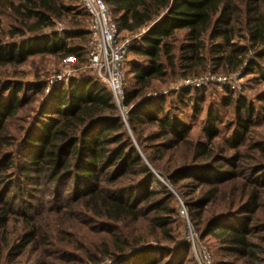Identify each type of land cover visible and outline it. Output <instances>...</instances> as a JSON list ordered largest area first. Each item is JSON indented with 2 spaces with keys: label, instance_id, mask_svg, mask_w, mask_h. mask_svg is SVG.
<instances>
[{
  "label": "trees",
  "instance_id": "obj_1",
  "mask_svg": "<svg viewBox=\"0 0 264 264\" xmlns=\"http://www.w3.org/2000/svg\"><path fill=\"white\" fill-rule=\"evenodd\" d=\"M67 1L12 2V8L23 27H15L11 36L24 37L27 31L33 35L6 44L0 39V66L24 63L37 53L69 56L85 52L84 45L90 38V28L79 32L68 30L64 36L57 32L38 34V31L54 25L55 19L62 13H71L79 2L90 21L81 0ZM105 1L110 5L120 31L139 33L130 43L129 52L145 59L132 60L129 72L135 83L125 87L123 101L127 107V121L137 143L146 152L138 128L144 123H156L160 127L155 139L169 133L172 135L165 145L182 140L188 126L178 121L176 112H181L180 108L166 111L165 97L148 95V89L153 87L154 80L167 74V67L175 66L172 41L178 31L186 32L187 41L181 49L183 61L190 67H196L202 61L201 51L205 48L207 35L212 39L220 38L218 46L221 49L216 51L224 52V46L231 44L240 19L236 1L241 0ZM245 1L248 13L246 29L252 40L264 43V15L260 14V0ZM78 36L80 40L76 42ZM87 48L86 44V54L89 52ZM232 52L223 59L227 60V64L235 63L238 67L243 62H238V55H244L246 48H234ZM21 91L19 83H7L0 78V226L7 224L15 211L17 199L22 196L20 198L24 200L28 190L31 193L48 190L62 199L65 196L63 191L71 189L79 192L76 195L78 201L90 209L95 217L120 221L143 217L145 213L139 206L143 201L151 203L158 195V188H162L165 195L154 201L153 207L160 215L156 224L160 227L167 225L168 216L159 213H172L174 196L141 154L106 83L92 74L72 77L67 84L53 86L49 90L47 104L41 109L42 117L37 118L19 139L8 131L7 123L26 102V97L19 95ZM241 104L247 117L241 118L239 125L247 133L254 108L243 101ZM195 149L206 153L202 143ZM146 155L153 163L151 156ZM205 171V168H182L170 176V182L175 186L182 177H193L202 180V183H209L212 178ZM228 174L233 177L235 172L227 171ZM130 175H138V180L131 185H117ZM131 188L132 191L127 192ZM135 189L142 191L143 199L134 194ZM215 195V191H209L199 200L186 202L192 220L198 221L200 239L213 236L220 241L222 250L244 259L243 264H255L261 249L252 239L255 226L250 224L254 215L241 214L230 218L218 213L199 221L203 217L202 209L215 199ZM168 233L166 235L172 240ZM124 248L127 247H121V250ZM132 249L135 252L126 258L122 257L129 253L125 250L122 254H116L114 259L121 257L128 264H185L186 257L191 255L189 259L199 264L190 240H182L172 248L140 244ZM211 258L214 264H230L223 260L216 262L213 256Z\"/></svg>",
  "mask_w": 264,
  "mask_h": 264
},
{
  "label": "rangeland",
  "instance_id": "obj_2",
  "mask_svg": "<svg viewBox=\"0 0 264 264\" xmlns=\"http://www.w3.org/2000/svg\"><path fill=\"white\" fill-rule=\"evenodd\" d=\"M12 2L18 4L20 0H0V39L5 44L33 35L27 31L24 37L11 36L15 27H23ZM236 3L240 19L231 44L224 46V52L216 51L221 49L218 46L221 39L207 35L205 48L201 51L202 61L196 67H190L184 63L181 49L187 41L186 32L178 31L172 41L175 66L167 67V74L154 80L153 87L148 89V95L165 97L166 111L180 108L181 112H176L178 121L188 126L182 140L165 145L172 135L169 133L155 139L160 127L156 123H144L138 127L144 152L128 124L127 107L120 110L130 135L151 170L174 196L172 213H159L168 216L167 225L160 227L156 224L160 215L153 207L154 201L165 195L162 188H158V195L151 203L143 201L139 206L145 213L143 217L120 221L95 217L78 201L76 195L79 192L71 189L63 191L65 196L62 199L48 190L43 193L28 190L29 195H25L24 200L20 198L22 196L17 199V212L13 211L7 224L0 226V264H128L121 257L114 259L115 255L126 250L129 253L122 256L126 258L135 252L132 248L140 244L172 248L182 240L194 241L197 248L206 246L216 262L243 264L244 259L222 250L218 239L208 236L201 240L199 237L198 221L192 220L186 202L199 200L209 191L216 192L215 199L202 209L203 217L199 221L218 213L230 218L241 214L254 215L250 224L255 226L252 239L261 249L255 264H264V43L252 40L246 29V1ZM259 7L260 14L264 15V0H260ZM88 21L85 8L79 2L71 13H62L54 25L38 31V34L57 32L64 36L68 30L89 29ZM126 35L132 42L139 33L126 32ZM79 40V36L75 38L76 42ZM86 44L88 47L85 43V52L81 55L37 53L24 63L0 66V78L7 83H19L22 86L19 95L26 97V102L7 123L9 132L20 139L26 129L42 117L41 109L47 104L53 86L67 84L72 77L92 75L87 69ZM238 47L246 48L245 54L238 55L237 59L243 62L238 67L235 63L227 64L223 58ZM134 58L145 60L129 52L125 87L135 83L129 72ZM189 78L201 79V86L185 84L184 80ZM241 101L254 108L247 133L239 125L241 118L247 117L245 109L240 107ZM199 143L205 145V154L195 149ZM182 168H205L212 179L209 183H202L200 179L182 177L174 186L170 176ZM227 171L235 172L234 176L227 175ZM137 180L138 175H130L117 185H131ZM131 191L132 188L127 192ZM134 194L144 197L140 189H135ZM167 231L172 240L166 235ZM121 247L127 248L121 250ZM189 258L191 255L186 257L185 264H194Z\"/></svg>",
  "mask_w": 264,
  "mask_h": 264
},
{
  "label": "built area",
  "instance_id": "obj_3",
  "mask_svg": "<svg viewBox=\"0 0 264 264\" xmlns=\"http://www.w3.org/2000/svg\"><path fill=\"white\" fill-rule=\"evenodd\" d=\"M90 16L88 65L90 72L106 83L120 110L125 98V66L129 54L130 37L119 30L110 5L105 0H81ZM185 84L201 86L202 80L189 78ZM199 264H214L205 246L197 248Z\"/></svg>",
  "mask_w": 264,
  "mask_h": 264
},
{
  "label": "water",
  "instance_id": "obj_4",
  "mask_svg": "<svg viewBox=\"0 0 264 264\" xmlns=\"http://www.w3.org/2000/svg\"><path fill=\"white\" fill-rule=\"evenodd\" d=\"M124 112L122 111V114H123Z\"/></svg>",
  "mask_w": 264,
  "mask_h": 264
}]
</instances>
